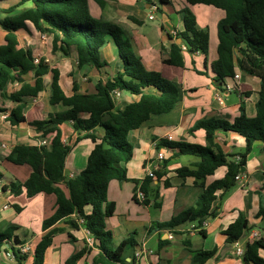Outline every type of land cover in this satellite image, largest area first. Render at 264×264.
Listing matches in <instances>:
<instances>
[{"label": "crops", "instance_id": "crops-1", "mask_svg": "<svg viewBox=\"0 0 264 264\" xmlns=\"http://www.w3.org/2000/svg\"><path fill=\"white\" fill-rule=\"evenodd\" d=\"M88 3L92 18L122 31L129 52L148 73L160 75L180 90V100L171 113L152 117L128 135V142L133 147V159L125 166L129 181L114 180L108 188V200L116 206L113 217L105 221L107 230L113 235V248L126 240L135 241V245L127 249L123 256L125 264H193L196 252L213 253L205 264H246L243 258L236 256L235 247L227 242L225 232L242 215L248 222V231L239 241L242 248L253 244L249 240L253 233L259 234L257 242L264 243V142L253 145L246 163L239 169L240 182L229 191L217 192L212 205V210L216 212L213 218L200 227L198 223H187L174 230L158 227L182 212L196 208L202 192L201 182L178 174L183 167L193 169L199 159L179 156V150L160 146L162 142L205 147V131L194 130L200 121L219 119L233 123L240 116L241 106L248 118H254L257 113L258 78L236 68L233 78L225 79L222 84L215 83L220 69L218 25L225 19L226 13L205 5L190 6L186 0H168L163 5L161 0H109L103 8L94 0H88ZM16 4L17 1L0 4L1 22L32 8L31 4H26L10 15L4 13ZM186 8L196 16L198 28L208 30L210 46L207 56L184 51V67L181 68L167 65L165 60L170 57L172 45L178 42L177 36L185 31L182 12ZM151 16L153 19H150ZM8 34L0 23V49L7 45ZM16 36L18 49L30 51L35 60L49 67L48 74L43 78L44 89L36 97L23 98L24 122L12 125L10 116L20 103L8 96L19 92L26 84L35 86L34 75L30 73L9 83L0 93V172L3 176L0 183V233L12 231L9 244L29 247L30 258L26 264H33L38 244L51 230L44 231L43 223L53 216L57 199L55 195L45 193L28 198L26 193L14 196L10 191H3L5 186L24 184L32 174L30 166L15 165L8 161V157L18 146L40 147L42 142L46 143L43 147L51 150L56 133L44 136L32 124L49 121L69 109L51 101L53 71L59 72L60 87L65 97L71 98L75 94H96L99 83L113 80L123 73L124 63L116 43L110 38L100 51L104 63L100 69L79 66L74 48L65 51L61 43L55 42L53 35L40 32L30 22H26ZM114 100L116 108L123 109L138 103L141 96L120 91ZM93 112V107L78 108L82 119H89ZM59 129L63 144L71 149L64 174L67 179H72L86 169L95 143L85 137L91 133L80 131L76 122H66ZM94 134L101 139L104 130L97 128ZM215 143L236 162L246 149L245 139L232 132H219ZM160 153L165 155V161L157 168L156 158ZM150 172L154 173L151 203H136L134 195L140 185L133 181L143 182L149 178ZM227 172V167L219 168L204 180V186L224 179ZM61 188L68 196L67 188ZM86 212L89 214L91 209L87 208ZM68 220H77V216L73 215L53 227L61 231L46 251L44 264H66L78 253H83V257L77 264H96L100 253L97 241L82 225L74 228ZM9 254L12 253L6 250L0 253V264H15L14 257ZM257 254L264 264V249H259Z\"/></svg>", "mask_w": 264, "mask_h": 264}, {"label": "trees", "instance_id": "trees-1", "mask_svg": "<svg viewBox=\"0 0 264 264\" xmlns=\"http://www.w3.org/2000/svg\"><path fill=\"white\" fill-rule=\"evenodd\" d=\"M13 1H17V4L4 11L5 14L10 15L26 4H31L32 8L5 22L0 21L9 32L6 38L7 45L0 49V93L9 83L16 82L30 73L34 75L36 82L35 86L26 84L19 92L8 96L10 100L20 103L10 116L12 125L24 122L23 98L36 97L44 89L43 78L49 72V67L44 62L35 63L30 51L18 49L16 32L26 22H30L42 33L53 35L55 42L61 43L65 51L74 48L79 66L100 69L104 67L100 51L109 38L116 43L124 63L123 73L118 74L113 80L99 83L96 94H75L71 98L65 97L59 84V72L53 71L51 101L54 104L61 103L69 109L49 121L32 124L44 136L56 133L51 150L41 146H18L8 157V161L15 165L30 166L32 174L24 184L5 186L2 188L3 191H10L14 196L26 193L28 198L45 193L55 195L57 199L53 216L43 223L44 231L51 230L38 244L33 264H44L46 251L52 245L55 235L61 231L53 227L73 215L77 216V220H68V224L74 228L82 225L98 243L100 253L96 264H125L123 256L127 249L135 245V241L126 240L117 248H113V235L107 230L105 221L113 217L116 206L108 200V188L114 180L129 181L125 167L133 159V147L128 142L129 133L140 128L154 116L171 113L180 100V90L174 83L160 75L148 73L141 62L129 52L128 44L118 27L92 18L88 0H0V4ZM94 1L103 8L109 0ZM186 2L190 6L205 5L226 13L225 19L218 25L220 69L215 83L222 84L225 79L233 78L238 68L246 75L260 80V92L254 118H248L244 107L241 106L240 116L233 123L209 119L195 125L194 130L205 131L207 146L162 142L160 146L179 150V156H193L199 159L193 169L183 167L178 174L183 178H195L197 183L201 182L202 188L197 207L158 225L160 229L165 230H174L187 223H198L200 227L209 218H213L216 212L212 210V205L217 192H226L236 186L235 179L239 169L246 163L253 145L256 142H264V0H186ZM161 3L167 4L168 0H161ZM182 14L185 31L176 39H181L183 43L182 45L174 43L169 59L165 60V64L181 68L184 67L183 48L192 55L202 53L207 56L210 46L208 30L198 28L196 16L192 11L186 8ZM148 89L153 91L146 92ZM116 90L141 96V100L118 109L113 98ZM86 106L93 107L94 112L89 119H82L78 108ZM69 121L76 122L80 131L91 133L85 137L95 143L86 169L72 179H67L64 174L66 158L71 149L63 144L59 129L60 125ZM97 128L104 130L101 139L94 134ZM219 132L236 133L245 139L246 149L239 156V161H232L233 156L225 154L215 143ZM221 167L228 169L225 178L205 187L204 180L214 175ZM2 178L0 172V180ZM133 182L140 185V190L146 197L142 204L149 205L152 197V178L149 177L141 183ZM61 186L67 188L68 196ZM155 195L157 197V194ZM134 201L139 203L135 197ZM87 208L91 209L89 214L86 212ZM17 210L21 211V208L17 207ZM247 231L248 222L241 215L225 232L227 242L234 245ZM201 233L204 234L203 231ZM11 238L10 230L0 233V253L4 250L10 251L15 264H26L30 254H24L20 247L11 246L9 244ZM259 249H264L263 242L247 245L243 256L246 264H263L257 254ZM212 256L213 253L196 252L193 264H205ZM82 257L83 253H78L66 264H77Z\"/></svg>", "mask_w": 264, "mask_h": 264}, {"label": "built area", "instance_id": "built-area-1", "mask_svg": "<svg viewBox=\"0 0 264 264\" xmlns=\"http://www.w3.org/2000/svg\"><path fill=\"white\" fill-rule=\"evenodd\" d=\"M150 19H153V17L151 16ZM184 51H186V48H183ZM35 63L38 64L39 63V60H35ZM238 78V77H237ZM120 91L116 90L114 91L113 93V98L115 99L118 94H119ZM45 142H42L41 144V147L45 146ZM240 160V158H238V161ZM165 161V155L163 153H160L158 154L157 158H156V162L158 163V166L157 168L160 167L161 164H163ZM149 177L150 178H154V173L153 172H150L149 173ZM236 183L240 182V176H237L236 177ZM0 183H1V180H0ZM134 197L137 199V201L139 203H143L146 199L144 193L139 189L136 194L134 195ZM81 224L83 223V221L81 220L80 221ZM89 233V232H88ZM249 240H250V243H255L259 240V234L258 233H253L250 237H249ZM234 247H235V254L238 258H243L244 256V253H245V249L242 248V246L239 244V241L236 242L234 244ZM21 251L24 253V254H30V248L25 246V247H21ZM12 258L14 257L13 254H9Z\"/></svg>", "mask_w": 264, "mask_h": 264}, {"label": "water", "instance_id": "water-1", "mask_svg": "<svg viewBox=\"0 0 264 264\" xmlns=\"http://www.w3.org/2000/svg\"><path fill=\"white\" fill-rule=\"evenodd\" d=\"M182 43H183L182 40H181V39H178L177 44H178V45H182ZM219 86H220V85H219Z\"/></svg>", "mask_w": 264, "mask_h": 264}]
</instances>
